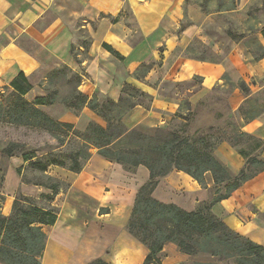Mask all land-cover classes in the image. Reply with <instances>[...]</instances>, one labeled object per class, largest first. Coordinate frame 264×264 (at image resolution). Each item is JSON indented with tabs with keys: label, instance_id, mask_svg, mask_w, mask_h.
<instances>
[{
	"label": "crops",
	"instance_id": "0c3cea01",
	"mask_svg": "<svg viewBox=\"0 0 264 264\" xmlns=\"http://www.w3.org/2000/svg\"><path fill=\"white\" fill-rule=\"evenodd\" d=\"M252 1L240 0L239 6ZM187 2L0 0V89L9 86L20 73L32 82L44 65L64 64L83 77L79 90L89 99L104 95L119 101L127 85L149 95V106L139 104L127 114L130 121L126 126L136 129L142 122L156 127L175 118L185 99L195 106L220 85L225 75L245 80L253 90L259 88L252 80L264 77V59L255 60L241 43L234 42L232 50L217 63L172 57L176 49L187 48L195 39L207 41L202 26L196 22L181 30ZM79 30L87 32L89 45L78 43ZM258 38L264 45V38ZM140 67L147 71L142 76L135 75ZM165 83L189 87L168 92L163 88ZM243 98L236 89L230 98L232 107L237 108ZM98 119L101 117L85 108L81 115L69 112L59 121L83 132ZM132 121L136 123L129 125ZM242 129L264 142V115ZM217 156L233 174L245 165V159L227 143L219 147ZM27 164L19 156L8 159L2 212L6 216L12 213L19 193L35 200L53 197L47 206L39 205L59 210L55 225L42 226L47 235L42 264H89L97 259L110 264L144 263L149 250L129 234L127 223L138 190L150 178L146 167H138L137 175L95 152L79 173L51 166L55 177L67 184L66 190L54 194L42 185L23 183ZM206 182L207 188H203L190 175L175 171L160 180L153 196L191 212L211 199V174H207ZM212 212L230 229L264 247V172L217 203ZM162 254L161 264H186L191 260L173 243L165 245Z\"/></svg>",
	"mask_w": 264,
	"mask_h": 264
},
{
	"label": "trees",
	"instance_id": "16d2710c",
	"mask_svg": "<svg viewBox=\"0 0 264 264\" xmlns=\"http://www.w3.org/2000/svg\"><path fill=\"white\" fill-rule=\"evenodd\" d=\"M222 4L225 0H216ZM234 10L240 0H227ZM185 28L181 26V30ZM256 38H264V27L250 30ZM233 41H241L245 34L236 35L229 31ZM259 40V39H258ZM109 51H115L107 44ZM258 54L254 59H264V45L259 41ZM203 60V59H197ZM205 61V60H203ZM60 77L71 90L61 99V103L73 113L89 108L103 118L107 126L91 122L84 131H78L74 125L60 122L46 114L42 107L58 102L60 92L47 89V95L29 101L26 96L34 89L30 78L20 73L9 86L0 89V123L30 127L54 137L64 146L71 138L79 142L78 149L70 155V163L54 158L53 152L38 157L35 151L19 152L23 145L11 143L1 151L7 158L22 157L28 165L40 172H47L51 166L65 168L79 173L91 159L94 152L103 158L119 164L129 172L144 166L150 172L147 183L140 187L127 223V231L145 245L149 254L143 264H161L165 245L173 243L181 252L189 256L208 255L217 263L264 264V247L242 237L230 229L212 208L228 199L246 182L264 172V160L254 152H264V142L254 135L242 131L236 122V116L223 97L228 99V92L221 85L209 91L207 100L200 101L197 108L187 101V114L181 110L175 115L177 123L166 127H156L147 132L130 129L123 122V117L137 105L143 104L149 95L127 85L119 101L109 97L100 100L98 96L89 99L79 90L82 76L68 66L57 70ZM131 89V94L127 89ZM245 100L239 113L245 123L256 120L264 113V96L254 93L250 85L241 81L238 87ZM49 90V91H48ZM220 94L223 97H220ZM209 104H219L223 111L216 113L218 123H226L228 128L216 126H198L201 108ZM225 103V104H224ZM224 143L245 159V165L238 174L230 169L216 155L217 149ZM248 145V150L242 145ZM175 171H181L194 178L203 188H207L206 176L211 174L215 192L208 202L201 203L196 210L188 212L177 205L165 204L153 197L161 179ZM21 174V170L19 171ZM0 179V190L4 181ZM60 182L42 185L57 194ZM52 201V196H44ZM4 196L0 191V264H42L47 244V235L42 226H53L59 216L55 207L45 209L23 195L15 199L12 213L2 212ZM89 264H110L97 259ZM189 264H214L213 262H193Z\"/></svg>",
	"mask_w": 264,
	"mask_h": 264
},
{
	"label": "rangeland",
	"instance_id": "374dc122",
	"mask_svg": "<svg viewBox=\"0 0 264 264\" xmlns=\"http://www.w3.org/2000/svg\"><path fill=\"white\" fill-rule=\"evenodd\" d=\"M231 8L233 7L231 3L227 0H225L222 4H220L216 0H188L185 9V18L183 20L182 25L186 26L191 22L198 23L199 25L202 26L203 34L206 37L207 41H210V43H208L207 41L204 42V40L201 39H195L194 41L191 42V44L187 48L176 49L172 57L184 56L187 58L203 59L209 62L217 63L222 61L224 57L232 50L234 42L243 44L246 48V51L249 54H251L252 57L255 54L257 55L258 54L257 45L259 43L258 40L259 38L258 37L256 38V35H254V33H252L250 30L254 31V29L256 28L264 27V0H254L246 6H239L238 4L234 10H231ZM229 31L236 35L245 34L246 37L242 39L240 42L233 41L232 38H230L228 35ZM77 41L79 44L87 46L90 44L91 40L86 31L79 30L77 32ZM72 53L73 54L76 53L74 46L72 49ZM64 66L66 65L64 64L58 66H54L50 64L44 65L41 68V70L33 76L32 83L35 86L34 91H32L26 97L29 101H34L39 97L46 96L47 89H49L50 91L58 90L60 92L59 97L57 98L58 102H56L54 105L45 106V108L43 109V111L46 114H48L50 117L58 121L62 119V117L65 114L69 112L73 113L72 111L69 110L67 106L61 103V99L68 94V92L71 90V86H68L66 82H64L60 77H57L55 75L56 71L61 70ZM146 71L147 69L145 67H140L135 73V75L142 76L145 74ZM241 81L242 79L232 80V78L229 75H225L223 77V81L220 82L219 84L229 94L228 99L226 98V96L223 97L222 94H220V97L222 96L225 100V103L229 104L233 113L236 116V122L238 127L242 131H244L242 129L243 125L249 123H245L243 116H241L239 113V110L245 100V97L243 96L244 97L243 101L237 108L232 107L231 99H230L233 92L236 89H239L237 87ZM252 81L259 87L256 90H253V88L250 86L252 91L254 93L260 92L263 97L264 77L254 78ZM187 87H189V84H185V85L168 84V83L163 84V88H165L166 91L168 92H175L180 89L183 90L186 89ZM132 92L133 91L131 89L129 88L127 89L128 94H131ZM208 95L209 92L203 97L201 101L207 100ZM105 97L106 96L101 95L99 99L103 100ZM140 101H144L143 104L147 106H149L151 103V100L149 98H146L144 100L140 99ZM187 101L189 100L185 99L181 105V113L183 115L187 114V106L185 104ZM199 102L195 106L192 105L193 108H197ZM207 104L208 105L201 108L200 110V115L198 118V126H205V127L216 126V127L229 129L226 123L223 122L218 123L216 121V113H218V111L219 112L223 111L222 106L214 103L213 104L207 103ZM83 110L79 113L76 114L73 113V114L79 116L82 114ZM263 115L264 113L260 115L257 119H259ZM127 121H130V118L126 114L123 117V122L125 125H127L126 124ZM177 122H179V120L172 118L169 119L166 123L156 127H166L171 123H177ZM96 123L103 127L107 126V123L103 118L98 119ZM135 123L136 121L134 122L132 121L131 123H129V125L130 124L134 125ZM154 127L155 126H152L151 124L142 122L136 125L134 128L147 132L153 129ZM75 128L78 131H81L76 126ZM11 143H19L23 145V147L19 152L35 151L38 157H41L51 151L54 153V158L60 161L62 160L66 161V163L68 164L70 163V155L78 149V146H80L79 142L75 140V138H71L70 141H67L64 146H60L59 142L54 137H52L48 133H44L43 131L35 130L30 127L0 123V157H1L0 179L4 176L7 162L9 159L3 156L1 154V151ZM242 146L248 150V145L244 144ZM217 151H216V155H217ZM255 154L260 155V158L264 159L262 157L263 154L260 151H256L253 153V155ZM54 169L55 168L50 167L47 170V172H40L27 164V166L25 167V171L23 172L22 175V181L23 183H28V184H45V185H51L56 182H60L61 183L60 190H66L67 184L62 183L55 177V175L53 174ZM135 172L136 174L138 173L137 170L134 171V173ZM0 191L2 194V189ZM210 192L211 195L213 196L215 192L214 186L211 188ZM20 195H21L20 193L17 194L16 198ZM30 199L33 201V203H35L38 206L48 205L47 199L43 197H41L40 200H35L33 198ZM193 262H204V263L213 262L214 264H233L232 262L217 263L210 256L203 254L191 256V260L186 264Z\"/></svg>",
	"mask_w": 264,
	"mask_h": 264
}]
</instances>
